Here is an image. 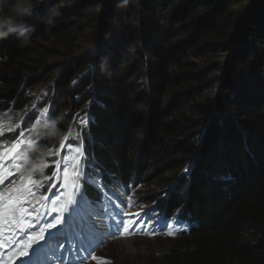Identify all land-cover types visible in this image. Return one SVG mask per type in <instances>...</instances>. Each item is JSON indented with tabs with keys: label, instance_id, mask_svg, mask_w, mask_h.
Segmentation results:
<instances>
[{
	"label": "trees",
	"instance_id": "1",
	"mask_svg": "<svg viewBox=\"0 0 264 264\" xmlns=\"http://www.w3.org/2000/svg\"><path fill=\"white\" fill-rule=\"evenodd\" d=\"M49 1L46 8L29 0L26 46L16 35L0 40V67L8 69L0 72V110L14 100L26 106L24 91L39 84L23 69L45 67L56 52L75 54L70 23L57 41L47 37L56 18L71 14L63 0ZM84 3L102 27L104 42L89 62L70 61L67 93L55 99L52 92L48 125L55 122L62 136L71 115L86 108L94 92L87 127L75 137L85 143L94 171L136 186L165 187L157 206L168 204L176 214L186 204L184 217L200 228L182 235V245L154 264H264V0ZM213 54H223V60L211 64ZM219 63L227 65L226 75ZM224 77L236 113L209 127L212 113L223 110ZM30 116L22 127L30 126ZM42 134L27 149L30 155L59 141Z\"/></svg>",
	"mask_w": 264,
	"mask_h": 264
},
{
	"label": "rangeland",
	"instance_id": "2",
	"mask_svg": "<svg viewBox=\"0 0 264 264\" xmlns=\"http://www.w3.org/2000/svg\"><path fill=\"white\" fill-rule=\"evenodd\" d=\"M63 6H68L70 8V17L69 19H64L63 21L60 19H55V21L51 24L52 28L55 29L54 32H50L47 37H50L51 41H57V33L61 32V28L65 23H70L73 27V30L77 33L74 34V37H76V42L74 45L75 48V54L73 57H64L62 55V52H56L51 56L47 63L45 64V67L38 66L35 69L28 70L23 69L22 72L29 78L36 80L39 82V84L32 88V90H25L24 96L22 97L23 102L26 99L28 100L26 102V106L22 105V101L18 102L19 107L15 105L17 104L16 100L11 101L8 108L0 110V123H3L5 125H10L14 130L18 131L17 133H14L11 135V133L14 130H9V128H5V134L3 136H0V151H3L5 148L10 147L12 143L18 140L21 133H25L27 139L31 141V146H33L34 138L37 137V139H43L44 136L37 135V130L41 129L43 124L45 123L46 117L50 115L51 108L53 107V102H51L52 98V92H54V98L60 97L63 95V91H66L67 93V87L64 89V84L66 83V69L70 66V61L72 59L77 60H84L85 62H89L93 55L95 49L99 47L102 42H104L102 37V27L98 25L94 21L91 15H88V11L85 8L84 0H63ZM81 2V3H80ZM43 7H48L50 1L49 0H40L39 2ZM80 4V5H79ZM83 4V6H82ZM74 5H79V7H73ZM45 9V8H44ZM76 11V12H72ZM97 26H99L97 28ZM72 30V31H73ZM77 35V36H76ZM57 44V43H56ZM48 46H51V43L47 44ZM55 45V42H54ZM99 45V46H98ZM60 49V48H58ZM132 55L135 56L136 50H130ZM96 57V55H95ZM223 54H220L218 56H214V54L211 56L209 60H211V64L216 65V61H222ZM98 58V57H97ZM195 62L202 63L203 65L207 62L204 58H198L195 60ZM218 63V62H217ZM219 65H223V75H226V67L227 65L224 63H219ZM210 67V66H208ZM221 68V67H220ZM8 69L5 67H0V72H7ZM227 78L224 77L223 81V101L220 102V108H222V111H219V114H215L214 117H210L209 121V127H213L215 124H219L222 117H230L231 114H235V106H232L231 103L234 104L233 100H231V93L232 89L229 85H225ZM260 78H258L256 81H259ZM78 82V81H77ZM76 81L73 83V86L77 83ZM225 85V86H224ZM264 84H261L263 87ZM64 89V90H63ZM250 84H246L244 90L248 91L250 90ZM261 89V88H260ZM264 89V88H263ZM261 89V90H263ZM38 91V94H36ZM92 91V88L90 92ZM222 92V91H221ZM264 92V91H263ZM88 95V94H87ZM93 95H96L94 92L90 93L88 96H90L89 101H93ZM229 98L227 99L226 97ZM49 96L50 99L47 101L46 97ZM79 99V97L77 98ZM230 99V100H229ZM46 100V103L43 104L42 102ZM89 103H85L86 108L83 106L82 109L79 111H76L75 114L69 119L68 127L66 131L61 136L62 138L59 139L58 142L50 145H44L43 149H39L37 147V151L35 152L34 158L32 156H29L27 152L23 151V155L27 156L28 159L32 162L30 163L26 170L30 171L33 167V164L35 163L37 153L40 151H43L46 153V155L43 157V161L48 164H54L55 163V151L58 150V145L62 141V139L67 135L70 137L68 140L69 142L66 144L67 147H71L74 143L72 142L75 140V137L78 135L80 130L85 129L87 127L88 119H89V113L86 110H89L87 107ZM12 103V104H11ZM15 105V106H14ZM24 107L26 109L35 110L36 108L39 109V113H45L46 115H43V117H39V120L31 121V124L29 127H27L25 130L21 128L23 126V122L26 120V116L28 113H25L23 111ZM31 111V112H32ZM30 113V112H29ZM72 113V112H71ZM70 112H67L66 115L68 116ZM58 116H62V112H58ZM42 119V120H41ZM44 120V121H43ZM43 121V122H42ZM19 125V127H15L16 125ZM42 126V127H41ZM72 126V127H71ZM74 126V127H73ZM18 129V130H17ZM32 129H35V131H31ZM74 134V138H72ZM11 135V136H10ZM45 144V143H44ZM26 149V148H25ZM15 158H19V154ZM61 159H63V152L61 153ZM11 163V162H9ZM23 167V165H22ZM49 169H54L52 167H49L48 169L44 170L43 173H33V179H47L46 173ZM63 170V167L62 169ZM55 172V169L53 170V173ZM39 176H43L40 177ZM12 179H16V177H13ZM184 180L179 184L178 188L179 191H182L184 186ZM42 188V186H41ZM165 187H159L156 185L151 186H140V188L131 195L133 199H135L137 202L132 205L130 208H128L125 211L126 215H129L127 220H133L136 222L137 225L144 224L145 222L142 220L143 214L150 210V208H153L155 206L154 200L160 201L163 199V196L165 193ZM149 225V224H147ZM200 228L199 226L194 227V229ZM194 231V230H193ZM179 232V231H178ZM143 233H147V235H144ZM182 236L178 235H166L161 234L150 227L142 228L141 234L131 237H125L117 239L114 235L112 236V239L110 240L109 245L106 248H102V250L97 251L94 256L96 257V260L89 259L86 264H104V262H107V264H147V263H156L160 262L164 259V257L173 252L175 248L182 245ZM128 239L126 242L121 241ZM150 239V240H149ZM185 242V240H184ZM132 252V253H131Z\"/></svg>",
	"mask_w": 264,
	"mask_h": 264
},
{
	"label": "snow or ice",
	"instance_id": "3",
	"mask_svg": "<svg viewBox=\"0 0 264 264\" xmlns=\"http://www.w3.org/2000/svg\"><path fill=\"white\" fill-rule=\"evenodd\" d=\"M42 115H46V112ZM6 127L9 130H14L10 125L0 123V136L5 134ZM15 127H19V125L17 124ZM31 131L34 132L35 129ZM72 138H74V134ZM69 139L70 137L66 135L58 145V150L54 153V164L41 161L26 174L22 173H25L27 166L32 162L23 155L22 151L31 147V141L27 139L25 133H21L18 140L10 147L0 151V264H15L16 260L28 257L29 250L44 241L46 232L52 234L48 237V240L51 241L59 236L63 226L67 223L63 215L65 206H61L56 210V218L49 220L43 230L39 231V234H27L25 242L17 243L22 236L30 232V229L37 227L39 220L44 218L41 205L49 198L47 195L38 196L37 190L46 184L48 179L56 181L51 185V188H56L59 183L61 191L67 192V196L64 198L67 200V204L70 205L74 202L73 192H79L78 180L81 177L83 154L79 148L66 146ZM62 152L67 153L63 159H61ZM17 154H19L18 159L15 158ZM49 167L55 169L52 176L47 179H33V173H43ZM62 167L63 170H61ZM13 177L16 179H12ZM51 203L55 205L58 201L52 200ZM131 206L132 204L129 202L128 207ZM146 227L149 225H137L133 220L116 221L115 237L120 239L140 235L142 228ZM171 231V226H169L167 234L171 235ZM143 234L147 235V233ZM11 248H15V250L11 251V258H9L7 254ZM90 259L96 260V257L90 255Z\"/></svg>",
	"mask_w": 264,
	"mask_h": 264
},
{
	"label": "clouds",
	"instance_id": "4",
	"mask_svg": "<svg viewBox=\"0 0 264 264\" xmlns=\"http://www.w3.org/2000/svg\"><path fill=\"white\" fill-rule=\"evenodd\" d=\"M31 11H32V6L29 3V0H0V40L7 39L10 35H16L17 40L21 42V46L22 47L26 46L30 40V37L28 35V30L24 27L23 21L25 18L30 17ZM43 132H47V135L50 139L59 140L62 138L61 134L59 133L56 127L55 122H52L51 125H45L42 129H38L36 134L41 135ZM45 155L46 153L43 151L38 152L33 167H35L36 164L43 161V157ZM164 197H166V194L163 196V198ZM154 202L158 203L159 201L154 200ZM185 206L186 204H182L180 206V210L185 209ZM161 211L166 212L169 216H172L175 213L173 209L168 208V204L165 207H163ZM178 213L180 214L179 216L183 220L188 218V217H184L183 213L181 212ZM190 222L191 221H189L188 223L191 225V228L198 226L197 224ZM161 234L168 235L167 233H161ZM109 243L105 245L104 248H106L109 245Z\"/></svg>",
	"mask_w": 264,
	"mask_h": 264
},
{
	"label": "bare ground",
	"instance_id": "5",
	"mask_svg": "<svg viewBox=\"0 0 264 264\" xmlns=\"http://www.w3.org/2000/svg\"><path fill=\"white\" fill-rule=\"evenodd\" d=\"M135 187H136V185H135ZM164 215H165V218H166V219H171V216H169L166 212L164 213ZM177 216H179V215L177 214ZM164 221H168V220L161 219V222H162V223H163ZM185 221H186V222L191 221L190 223H194V224L199 225V222H196V220H191V218H187V219H185ZM193 230H194L193 227L190 229V231H187L186 228L182 227V228H180V229L178 230L179 232H176V233H175V235H178V236L189 235ZM127 240H128V239L121 240V241L126 242ZM149 240H150V239H149ZM131 253H132V252H131Z\"/></svg>",
	"mask_w": 264,
	"mask_h": 264
},
{
	"label": "water",
	"instance_id": "6",
	"mask_svg": "<svg viewBox=\"0 0 264 264\" xmlns=\"http://www.w3.org/2000/svg\"><path fill=\"white\" fill-rule=\"evenodd\" d=\"M215 115V112L212 113L211 117H213Z\"/></svg>",
	"mask_w": 264,
	"mask_h": 264
}]
</instances>
